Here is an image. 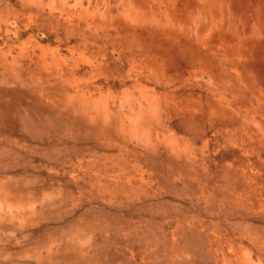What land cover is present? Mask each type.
<instances>
[{
	"label": "rangeland",
	"instance_id": "1",
	"mask_svg": "<svg viewBox=\"0 0 264 264\" xmlns=\"http://www.w3.org/2000/svg\"><path fill=\"white\" fill-rule=\"evenodd\" d=\"M0 264H264V0H0Z\"/></svg>",
	"mask_w": 264,
	"mask_h": 264
}]
</instances>
